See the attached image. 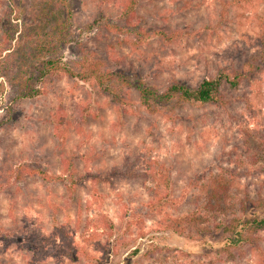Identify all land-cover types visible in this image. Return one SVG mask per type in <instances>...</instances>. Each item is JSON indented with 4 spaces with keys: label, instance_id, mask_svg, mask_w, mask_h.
<instances>
[{
    "label": "rangeland",
    "instance_id": "rangeland-1",
    "mask_svg": "<svg viewBox=\"0 0 264 264\" xmlns=\"http://www.w3.org/2000/svg\"><path fill=\"white\" fill-rule=\"evenodd\" d=\"M4 1L0 2V38L10 21L20 26L15 39L19 38L22 25L30 23L36 9L44 3ZM116 1H49L52 8L62 7V18L70 26L71 44L62 47V62L73 65L81 54L97 52L95 58L104 61L106 67L117 69L112 60L124 57L123 63L129 69L143 73L147 84L163 90L171 79L195 85L219 68H237L258 48L255 37L260 32L257 25L264 18V0H189L188 4L139 0L132 24L144 30L178 31L179 38L176 43L165 45L161 38L152 37L136 49L124 43L125 37L112 36L102 28L105 23H116ZM45 7L49 10L48 5ZM94 22L101 27L89 29ZM15 60L12 56L5 72L0 68V264H29L32 252L28 247L38 242L47 248L38 264H262L264 228L253 235V244H239L220 253L223 246L219 243L216 251H209L210 257H206L203 241H190L164 231L160 216L148 217L142 228L144 236L118 250L115 235L110 237V249L104 255L97 242L105 243L102 227L92 222L91 228L89 225L84 230L85 220H90L89 215H103L117 229L126 231L121 205L127 215L137 214L140 218L149 214L152 198L144 179L118 180L113 185H100L90 179L69 199L63 183L48 186L26 170L41 169L50 176H62L63 156L73 162L78 174L99 178L128 158L127 162L149 159L156 171L167 170L169 184L161 187L159 196L161 202L174 201L171 204L180 208V215L194 205L193 187L197 181L206 182L212 174L226 170L232 179L228 202L237 205L248 192L259 204L257 209L248 206L249 214L254 216L257 210V217L262 219L264 155L259 151L261 140L257 138L264 131V74L255 82H241L235 90L225 88L231 102L224 108L171 104L155 117L142 112L120 121L108 103L104 106L105 100L95 87L77 85L65 77L53 79L48 90L36 99L18 98L12 82L17 71ZM131 99L136 106L135 97ZM59 116L74 121L73 133L64 144L53 131ZM76 120L82 122V130L78 131ZM205 173L208 175L203 178ZM78 200L83 210L87 208L81 215V229L77 228L76 203L73 204ZM167 212L172 214L174 210ZM131 230L137 232L138 228L132 224ZM58 231L70 236L77 244V252L63 245ZM135 236L127 234L126 238ZM33 264H37L36 260Z\"/></svg>",
    "mask_w": 264,
    "mask_h": 264
},
{
    "label": "trees",
    "instance_id": "trees-1",
    "mask_svg": "<svg viewBox=\"0 0 264 264\" xmlns=\"http://www.w3.org/2000/svg\"><path fill=\"white\" fill-rule=\"evenodd\" d=\"M42 1L44 3L40 5L39 9H36L35 14L30 18L31 22L22 25V30H20L17 40L15 39V34L20 28L19 23H10V21H7L10 27L2 33L0 38L1 72L8 70L7 62L14 56L17 71L12 82L17 88L18 98L20 99H36L42 96L46 89L48 90L53 79L65 77L74 81L77 85L89 84V86L95 87L105 100L104 106L108 103L107 105L116 113L117 119L121 121L125 117L137 116L142 112L147 116L155 117L158 114H162L163 109L171 104L192 103L200 106H222L224 108L231 102V99L226 96L225 88L235 90L241 82H255L259 75L264 74V18L257 25L260 28V32L255 37V42L258 45L257 50L248 56L244 62L240 63L237 68L233 66L230 68H219L215 72L213 71L212 74L203 77L195 85L171 79L169 84L163 90H160L147 84L142 77L143 73L141 75L138 71H134L132 67L129 69L123 63L124 57L112 60L111 64L114 63L117 69L106 67L104 61L95 58L98 55L97 52L95 53L96 55L93 52L81 54L82 57L74 62L73 65H67L62 62V47L71 44L70 26L62 18V7H57V5L52 8L50 0ZM170 1H185L187 4L189 2V0ZM4 2L2 0V3ZM61 3L63 4V1ZM116 3L118 5L116 23H105L102 28H105L112 36L125 37L124 43L127 46L136 49L138 46L148 42L152 37L161 38L162 43L165 45L174 44L178 40V31L168 33L159 29L153 31L144 30L132 24L136 17L139 0H125L123 2L118 0ZM11 5V2H9V6ZM45 5L49 6V10L46 9ZM11 12L12 9L9 13L11 14ZM39 14L46 17H40ZM98 26L101 27V24L94 22L89 29L94 30ZM14 40L16 42L13 46L12 42ZM110 58H112L111 54L109 55ZM133 96L137 103L136 106L131 99ZM77 111L81 113L79 109ZM78 117L82 118L81 116ZM67 121L68 119L65 116H59L57 122L53 125L54 135L58 136L56 138L61 140L62 144L73 133L71 129L74 121L72 119ZM76 121L79 124L77 125L79 131L82 128V122L80 120ZM66 123H69V126H66ZM255 134L257 135L258 133ZM60 135H63L62 139ZM257 139L261 140L259 151L264 155V131L258 134ZM60 157L62 176H50L46 170L41 169L26 171L30 176L40 177V180L47 183L48 186L55 183H63L69 199L73 197L75 191L85 188L84 183L90 181V179L100 185H113L114 181L118 180L130 182L138 178H142L146 182L144 184L145 189L152 198L148 204L149 214H144L140 218L137 214L127 215L125 209L121 207L122 205L120 206L122 209L121 217L127 222L126 231H121L120 227L117 229L103 215L99 218L89 215L90 220L88 222L85 220L84 230L90 229L93 223L98 228L102 227L103 231L101 234L105 237V243L97 242L99 243L98 249L104 255L109 252L110 237L115 235V243L117 245L115 247L118 250L130 242H134L137 238L143 237L142 228L144 221L148 217L153 218V216L161 217L163 223H165L164 231H171L177 236L190 241H203L206 246L204 253L206 257H210L209 251H216L214 248L219 243H222L223 246V250L219 251L220 253L230 248H235L239 244H253V235L264 228V218L257 217V210L254 216L250 215L247 210L248 206L257 209L259 205L255 199L249 197L248 192L245 193V197L237 205L228 202V193L232 190V179L231 174L226 170H221V172L216 174L209 172L212 176L206 182L198 183L197 181L193 187L195 203L190 209H187L184 215H180L178 211L180 208L171 204L174 201L161 202L162 198L159 193L162 191L161 187L163 185L169 184V177L167 176V170L159 168L156 171L152 167V160L139 161L136 158L133 162H127L128 158L123 164L113 167L104 176L94 178V174H89L90 176L78 174L75 165L70 159L65 160V157ZM207 175L205 173L203 178H206ZM164 189H168V186L164 187ZM73 204H75L74 208L77 211V228L81 229L80 225L83 219L81 215L83 211L87 212V208L85 207V210H83L84 208L79 200L77 202L74 201ZM167 209L174 210V213L169 214ZM87 216L88 213H86ZM132 224L137 226V232L131 230ZM245 231L247 233H244ZM134 233L136 236L127 240L126 235ZM57 237L62 241L63 245H68V249L73 248L77 252V244H74L70 236L64 231H58ZM214 237L218 238L215 239ZM33 244L28 247L32 254L27 261L29 264H33L36 260L38 264V261L43 259L45 246L40 242ZM24 246L27 248L25 244ZM39 246L40 249L38 250ZM262 258V264H264V257ZM229 259L227 256L226 260L228 261ZM81 264L87 263L81 262Z\"/></svg>",
    "mask_w": 264,
    "mask_h": 264
}]
</instances>
